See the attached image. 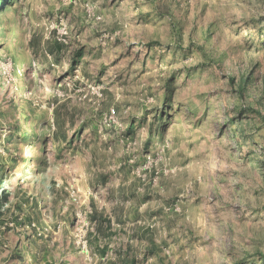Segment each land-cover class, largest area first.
Wrapping results in <instances>:
<instances>
[{"label": "rangeland", "instance_id": "obj_1", "mask_svg": "<svg viewBox=\"0 0 264 264\" xmlns=\"http://www.w3.org/2000/svg\"><path fill=\"white\" fill-rule=\"evenodd\" d=\"M0 264H264V0H0Z\"/></svg>", "mask_w": 264, "mask_h": 264}]
</instances>
